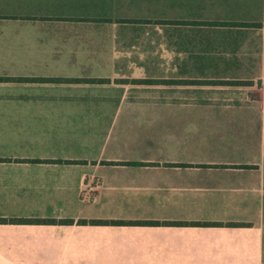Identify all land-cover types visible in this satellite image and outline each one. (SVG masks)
<instances>
[{
    "label": "crops",
    "instance_id": "obj_1",
    "mask_svg": "<svg viewBox=\"0 0 264 264\" xmlns=\"http://www.w3.org/2000/svg\"><path fill=\"white\" fill-rule=\"evenodd\" d=\"M0 220V264H264V0H0Z\"/></svg>",
    "mask_w": 264,
    "mask_h": 264
},
{
    "label": "trees",
    "instance_id": "obj_2",
    "mask_svg": "<svg viewBox=\"0 0 264 264\" xmlns=\"http://www.w3.org/2000/svg\"><path fill=\"white\" fill-rule=\"evenodd\" d=\"M10 81V80H9ZM52 82H67V83H98L104 84L108 83V80H63V79H52ZM7 222V220H0V223ZM12 223H25V224H37V225H73L75 222L74 220H11ZM80 224H87V221H80ZM92 225H159L158 222H123V221H103V220H92L89 221ZM197 225V224H196Z\"/></svg>",
    "mask_w": 264,
    "mask_h": 264
}]
</instances>
